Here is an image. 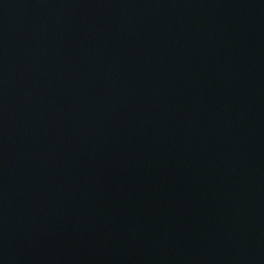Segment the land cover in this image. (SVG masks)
Listing matches in <instances>:
<instances>
[{
  "label": "water",
  "instance_id": "1",
  "mask_svg": "<svg viewBox=\"0 0 264 264\" xmlns=\"http://www.w3.org/2000/svg\"><path fill=\"white\" fill-rule=\"evenodd\" d=\"M0 264H264V0H0Z\"/></svg>",
  "mask_w": 264,
  "mask_h": 264
}]
</instances>
